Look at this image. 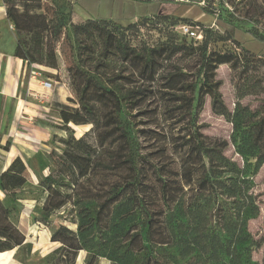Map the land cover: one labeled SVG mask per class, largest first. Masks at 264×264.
Masks as SVG:
<instances>
[{"label": "rangeland", "instance_id": "rangeland-1", "mask_svg": "<svg viewBox=\"0 0 264 264\" xmlns=\"http://www.w3.org/2000/svg\"><path fill=\"white\" fill-rule=\"evenodd\" d=\"M25 2L14 1L20 10ZM27 2L29 9L44 14L58 33L52 38L57 63L49 66L45 57L43 63H27L13 22L9 19L8 25L0 27V52L28 66L22 77V99L33 96L42 106L56 100L54 91L40 93L34 89L43 87V79L50 78L53 86L56 81L60 83L57 86L64 84V89L78 101L75 87L79 80L70 75V69L78 66L90 70L126 98V117L120 116L119 120L130 125V161L140 172L141 190L146 192L154 211L151 221L138 208L125 219H116L114 232L119 237L111 236L113 231L98 233V245L80 250L75 264H264V162H257L262 151L252 133L264 117V43L247 32L264 36V0ZM104 19L107 24L102 23ZM130 23L136 26L132 30L117 28ZM84 24H90L91 33L83 35L79 42L74 28ZM175 24L201 26L209 42L208 52L233 54L238 58L236 67L219 65L210 75V86L201 88L205 77L198 73L201 60L197 56L178 55L165 63L164 73L159 70L155 75L144 72L137 61L127 63L117 56L104 57L102 37L106 33L122 36L124 42L140 51L160 48L163 43L182 44L183 35ZM227 32L241 43L225 40ZM80 43L86 44V50L79 47ZM172 74L176 75L169 81ZM31 76L38 78L30 79ZM138 89L146 92V100L127 107L128 99L139 98L134 94ZM74 103L79 106L76 102L67 106L76 108ZM23 106L18 122L14 121L30 141H24L26 145H19L17 150L28 166L30 182L18 191L22 207L12 218L25 232L26 244L16 248L9 264H71L74 251L52 242V232L61 225L77 232V195L86 201H79V205H88L94 216L96 204L112 194V186L130 176L121 154L114 153L117 163L95 158L101 141L113 145L120 132H109L107 126L93 128L91 123L66 125L60 118V109L51 107L47 111L35 104L31 111H25ZM18 107L19 104L13 110L19 111ZM14 131L10 134L15 135ZM100 132H104L102 139ZM34 135L39 136L38 140L32 138ZM199 139L218 144L227 165L209 164L200 155L203 148ZM3 151L0 146V170L6 165ZM50 152L57 156L53 158L60 178L57 198L63 196L67 202L45 224L37 217L49 192L39 186V181L54 168ZM40 153L45 154L49 164L44 170L38 160ZM91 162L95 167L89 165ZM154 166L163 168V181L155 178ZM86 169L90 175L83 177ZM63 180L69 181L71 187ZM106 214H102L104 221ZM126 230L130 233L124 235ZM116 244L120 252L131 248L125 263L116 260L119 252L112 251ZM206 246L214 248L208 251Z\"/></svg>", "mask_w": 264, "mask_h": 264}, {"label": "trees", "instance_id": "trees-1", "mask_svg": "<svg viewBox=\"0 0 264 264\" xmlns=\"http://www.w3.org/2000/svg\"><path fill=\"white\" fill-rule=\"evenodd\" d=\"M3 1L6 6L7 17L13 22L19 37V43L26 54V62L43 63L45 57L47 65L55 67L57 59L55 47L52 45V38H55V35L58 36V33L55 32L56 29L54 26H50V22L44 14L32 12L28 7V0ZM14 1H26L23 10H20ZM139 1L152 2L153 0ZM102 21V23L107 24L106 19ZM89 27L90 24L75 26V36L79 42L83 35L85 37L90 35L91 31ZM135 27L134 23H130L127 26H117L118 29L124 30H132ZM247 32H249L255 40L264 43V36L252 30H248ZM112 35L113 34L106 33L102 37L104 57L106 58L110 55L117 56L127 63L132 60L137 61L144 72H148L152 75H155L159 70L163 71L161 73H164L166 70L164 66L165 63L171 62V60L178 55H184V53H186L188 58L197 56L201 60L198 73L205 77L201 88L204 85L210 86V75L213 74L212 71L219 65L230 64L232 67H236L238 63V58L233 54L209 53V42L208 39L206 40L205 38V30L204 40L200 44H195L194 41L183 36L181 39L182 44L163 43L162 47L151 48L147 51H145L146 49L140 51V49L132 47L122 40V36L117 37ZM224 39H232L239 44L241 43L230 32H227ZM79 47L86 50L85 43H80ZM82 57L81 54V59H83ZM159 64L161 66L157 68ZM70 75L79 80V85L75 87L76 94L79 97L78 101H75L71 95V97L67 99V102L62 103L54 100L52 108L60 109V118L66 125L72 122L77 125L91 123L93 124V128L97 129L102 126H107L109 132L113 131V129H117L120 132L119 137L122 138V140L118 141L119 138L113 145H107L105 142L101 141V148L95 158L98 157L103 159V163H105V161L117 163V155L121 154L123 159L122 162L127 165V169L130 173L126 181L120 184L116 183L112 186V194H110L107 199L96 204L98 208L94 216L92 215V210L87 207L88 205H79V201L81 203H85L86 201L85 198L77 195L78 198L76 201L79 206L77 210V215L79 217L77 232L65 225L59 226L58 229L52 232L51 240L53 242H60L69 250L74 251V258L71 264H75L80 250L98 245L96 241V235L98 233L102 235L104 232V234H106L113 231L110 235L116 238L119 237L118 232H114V228L117 227V223L115 222L116 219H125L132 209L138 208L141 214L147 218L148 221H151L154 218V211L146 198V192L141 190L143 184L141 180H139L138 174L140 172L137 166L130 161V125H128L127 122L122 124V121L119 120L120 116L126 117L124 112V100L126 98H121L108 83L102 78H96V76L90 74V70H86V68L83 69L80 66L76 69L71 68ZM174 75L176 74L170 76L169 81H171V77ZM93 92L96 93L97 96L93 95ZM134 94L140 96L137 100H135V98L128 99V102H126L128 104L127 107L131 104L137 105L139 101L146 100V92L143 90H134ZM70 102H76L79 106L76 107L74 103L72 105L76 108H69L67 105H71L69 104ZM253 129L254 143L258 145L262 151V155L257 160L258 164L261 165L264 162V117L257 122ZM103 133L104 132L99 133L101 139ZM65 142L66 141H63V143ZM198 143L203 148V150H200V155L205 156L209 164L219 163L221 165H227L228 160L218 144L210 143L205 139H199ZM9 144L10 142L6 144L4 148L8 149ZM114 153H117V155ZM49 154L52 159L54 157L57 159L54 152H50ZM38 160L43 170L48 167L49 164H47L45 154L40 153L38 155ZM53 164L54 168L39 181V186L49 192L46 198V204L41 208L39 217H37V221L45 224L48 223L52 214L67 202V199L63 196H58L57 198V184L60 181V178L57 176V160L53 159ZM89 165L95 167V164L92 162L89 163ZM27 170L28 166L26 162L20 156H17L7 169L0 173V190L5 195L3 199L0 198V252L13 250L26 244V234L13 220L12 215L22 207L20 205H22L23 198L18 196V191L22 190L29 182ZM153 173L156 179L160 181L164 180L162 167L154 166ZM86 175H90L87 169L83 172L82 176L84 177ZM64 181L66 180H63V182ZM64 185L71 187L69 181L64 182ZM74 192L75 190H73V193ZM106 208L108 209L107 211ZM104 212H107L106 216L108 217L105 221L102 218L104 217L102 215ZM129 233L130 231L126 230L124 235ZM197 243H201V240H198ZM117 245L118 244L112 248V251H115V253L119 252L117 255L119 259L116 260L121 261L120 263H125L126 253L131 252V248L127 247L123 252H120V248L118 249ZM206 247L208 251L214 248V246ZM110 259L117 263V261L113 260L112 256ZM50 264L56 263L51 261ZM155 264H159V262L156 261Z\"/></svg>", "mask_w": 264, "mask_h": 264}, {"label": "crops", "instance_id": "crops-1", "mask_svg": "<svg viewBox=\"0 0 264 264\" xmlns=\"http://www.w3.org/2000/svg\"><path fill=\"white\" fill-rule=\"evenodd\" d=\"M9 23L10 20L7 17L5 3L3 0H0V27L8 25ZM11 57L12 56L7 53L0 52V146L2 147V149H4L3 154L6 155L4 159L6 160V165L3 167V169L0 170V173L5 169H7V167L17 156H21L17 151L19 145H26V142L24 141L30 142L29 139H27L28 134H26L23 130H19V128H17V124H18L17 122L19 119V114L20 112H22V106L24 105L23 108L25 111H31V109H33L32 105L37 104L41 107H45L47 111H50L54 103L53 101L50 104L47 103L45 106H42L40 104L42 102L38 98H35L33 96L32 97L29 96L28 99L25 98L22 99L20 95V91L23 84L22 77L23 74L25 73L26 67L28 66L24 65L21 59L15 56L13 58ZM34 78H38V77L36 76L30 77V79H34ZM48 80L51 81L53 79L48 78ZM57 83L60 84L58 81H56L55 86L49 88L45 86L39 88L36 87L34 89H36V91L40 93H44L45 90H47L48 92L54 91V96L57 101L62 103L66 102L67 99L71 97V93H69L70 91L64 89V87L66 88L64 84H62L63 86L62 87V86H57ZM30 84L32 85V83ZM33 94L37 95L39 93L33 92ZM19 100H21L24 104H21V101ZM34 100L36 101L38 100L40 102H34ZM18 104H19L18 107L19 111L15 112L13 108H15V106L17 107ZM15 119H17V122L14 121ZM35 127L38 130H46V128L44 127H40V126H35ZM13 131L16 132L15 133L16 137L15 135L10 134ZM38 137H39L38 135H34V137L32 136L34 140L35 139L38 140ZM44 140L47 141V138H45ZM9 142H10L9 148L5 149L4 146ZM16 151H17L16 156L14 158H10L12 154ZM27 174H28V170H27ZM27 177L30 182V178L28 175ZM4 196H5L4 193L0 190V198L3 199ZM15 250L16 248L5 252H0V264H9L13 254L15 253Z\"/></svg>", "mask_w": 264, "mask_h": 264}, {"label": "built area", "instance_id": "built-area-1", "mask_svg": "<svg viewBox=\"0 0 264 264\" xmlns=\"http://www.w3.org/2000/svg\"><path fill=\"white\" fill-rule=\"evenodd\" d=\"M183 36L187 37L189 40L195 42V44L201 43L204 40V30L201 26H192L189 24H181L176 27ZM43 86L49 88L53 86V82L49 80L43 81ZM40 97V96H39Z\"/></svg>", "mask_w": 264, "mask_h": 264}]
</instances>
